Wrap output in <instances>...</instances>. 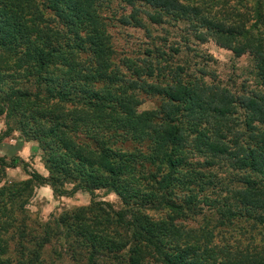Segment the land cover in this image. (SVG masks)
<instances>
[{"label":"trees","instance_id":"obj_1","mask_svg":"<svg viewBox=\"0 0 264 264\" xmlns=\"http://www.w3.org/2000/svg\"><path fill=\"white\" fill-rule=\"evenodd\" d=\"M114 1L0 0V74L27 67L39 87L47 72L49 84H60L19 98L33 103L34 135L54 166L49 179L30 176L56 196H92L90 207L33 229L11 203L30 182L6 189L0 264H47L45 248L60 242L74 261L86 254L85 264H264V0H122L132 10L125 27H144L142 15L158 25L169 19L199 43L250 55V80L239 91L179 63L164 68L160 51L151 62L117 65L113 19L104 16ZM144 96L160 102L142 110ZM133 139L147 146L125 148ZM68 183L77 186L65 190ZM101 189L126 208L97 201ZM202 205L218 213L216 226L174 224L201 215ZM157 211L169 216L157 221ZM227 230L239 234L231 241Z\"/></svg>","mask_w":264,"mask_h":264},{"label":"rangeland","instance_id":"obj_2","mask_svg":"<svg viewBox=\"0 0 264 264\" xmlns=\"http://www.w3.org/2000/svg\"><path fill=\"white\" fill-rule=\"evenodd\" d=\"M131 8L122 0H115L113 8L104 13V16L111 20L109 21L110 34L113 36L116 50L115 62L117 65L122 64L127 59L140 60L141 62H151L157 57L158 51L165 54V61L162 63L164 68L174 69L179 63L180 67L185 70V73L195 77H207L208 81L216 80L221 85L228 86L234 91H239L244 86V83L249 82V73L253 70V60L250 55H244L241 58H236L234 53L221 48L216 42L208 41L206 43L197 42L188 31V27L184 24H174L167 19L165 24H154L146 16L142 15L144 27H138L135 24L123 26L121 19L125 15L130 16ZM152 12V11H149ZM49 14V16H51ZM130 21V19H128ZM131 48V49H129ZM147 49V52L145 51ZM147 53L148 55H144ZM2 52L0 50V57ZM136 62V61H135ZM140 64V63H139ZM18 68L20 70H18ZM192 68V69H191ZM14 75L9 76L5 71L0 74V201L6 200V189H20L21 184L25 186L23 195H18L11 203L16 211V216L27 219V224L33 229H39V226L54 222L60 219L64 214L73 211L77 208H88L92 203V196L87 192H79L74 196H56L55 194L41 193V188L50 185L41 184L32 180L30 174L37 172L44 178H50L49 170L54 169L53 164L48 162L46 151L50 153L48 148L45 150L40 141L34 135L33 120H35L32 107L29 101H24L19 104L20 96L25 92L37 93L38 89L46 95L49 89H57L60 84H49V73L44 75V83L39 87L37 79H29L27 77V67L20 68L17 66V71L12 72ZM56 77L60 75L52 71ZM252 84V80L250 82ZM144 105L142 110L156 108L160 100L158 98H149L144 96ZM36 102V101H35ZM54 105V103H51ZM72 108V107H68ZM50 121V120H49ZM49 121L38 119L37 122ZM49 126H54L55 123H48ZM40 138V137H39ZM50 147L53 148L54 140H48ZM147 146L136 142L135 139L125 143V148L134 150ZM21 161L27 164L24 167ZM17 164V167H10ZM226 169L224 170V172ZM133 174H129L128 180L132 181ZM133 182V181H132ZM178 184V188L180 187ZM77 184H66L65 190H72ZM51 187V186H50ZM176 188V194H181L180 189ZM53 190V189H52ZM63 190V189H62ZM97 201L107 202L116 210L126 208L122 198L118 194L108 189L96 191ZM143 198V197H142ZM134 204V203H133ZM200 206V205H199ZM202 214L198 216L190 215L184 220H177L174 224L183 225L188 229H198L206 224L213 227L219 221V215L216 211H211L209 207L202 205ZM153 218L157 221H162L167 218V211L152 212ZM151 216V218H152ZM171 225V222H168ZM247 226L243 227L246 228ZM64 231V230H63ZM38 234L42 230H38ZM222 237H227L229 240L232 236H237L238 231L227 230L223 231ZM30 236L28 237V240ZM61 240H64L62 238ZM224 242H230L225 240ZM11 250H14V244L11 245ZM66 248L63 242L56 245L53 243L45 248V256L47 264H85L87 262L85 256L74 261L67 255ZM129 248L122 254L128 253ZM56 254H62L61 260Z\"/></svg>","mask_w":264,"mask_h":264},{"label":"crops","instance_id":"obj_3","mask_svg":"<svg viewBox=\"0 0 264 264\" xmlns=\"http://www.w3.org/2000/svg\"><path fill=\"white\" fill-rule=\"evenodd\" d=\"M42 190H41V193L43 194V193H50V194H54V191L52 190V188L50 187V186H47V187H43V188H41Z\"/></svg>","mask_w":264,"mask_h":264}]
</instances>
